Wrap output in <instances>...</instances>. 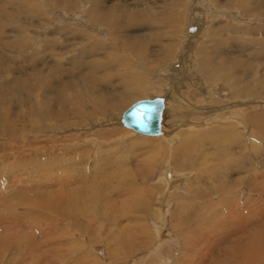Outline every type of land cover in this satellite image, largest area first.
Returning <instances> with one entry per match:
<instances>
[{
	"label": "rangeland",
	"instance_id": "374dc122",
	"mask_svg": "<svg viewBox=\"0 0 264 264\" xmlns=\"http://www.w3.org/2000/svg\"><path fill=\"white\" fill-rule=\"evenodd\" d=\"M69 1L73 5L71 11L64 5L55 9L49 0H0V33L4 30H7V32L10 30L14 33L25 29L27 33L35 34L32 35L35 37L54 34L60 42L57 37L59 32L64 29L65 24L70 25L71 23L64 22L62 24V20L57 15H61L63 12L64 18L74 20L80 14V19L83 17L86 22L92 24L93 29L105 30L104 36H102L92 33L93 29H87L90 32L88 35H94L90 42L96 41L104 46L102 50L88 59L97 58L105 62L101 67L106 68V70L113 68L114 77L123 75L128 82L133 74L123 73L136 71L140 73L137 75H141L142 81L147 80L148 75L146 78L144 77L140 64L149 69L153 64L157 65H155V68L161 70L167 67L162 73H172L168 70V66L173 63V60H176L178 53L184 48V42L182 41V45L180 43L177 45L172 36L176 27L171 29V26L166 27L165 25L166 28L163 29L164 37L160 36V42L153 43L148 38H144L149 32L155 33L157 29H162L160 21L147 24L149 18L153 17L150 12L151 6L156 9L161 8L163 5L161 0ZM199 1L204 3L205 0ZM254 1L262 9L251 12L248 7L243 5L241 0H217L214 2L209 0L214 5L222 6L223 3L229 5L232 12L224 21L219 20L214 24L208 22L207 19L205 22L209 24L206 23V27H203L201 31L203 39L199 43L194 42L192 45L193 53H196L194 49L197 48L208 49L205 43L209 37L208 29L215 31L218 38L222 30H227L225 22L229 24L233 21L238 27L240 26L239 29L228 32L227 36L229 38L222 46L221 51L224 59L229 58L237 61L232 70L236 81V93L240 89H252L247 93L248 96H251V100L245 102L247 104L246 111L248 113L254 111L251 116L244 119L240 113V116L234 114L231 115L234 118L227 117V120L223 116L224 114H221V116L219 114L217 120L216 118H210L207 109L213 108L214 105L206 108L207 102L203 100L201 94L193 90L195 85L198 84L196 80L199 79L197 76H201L200 72L193 76L187 74L183 83H176L175 92L177 95L184 96L189 100L190 105L192 103L201 106L200 112L202 113L191 115L192 118L187 119L182 110H189L188 103L176 106L174 109L175 111L178 110L175 115L182 120L181 124H183V119H186V121L193 120L192 122L195 125L200 123L203 127L198 125L199 127L196 126L197 128L193 131L187 125H180L181 127L172 130L171 134L168 135L172 136V138H169L170 141L166 139L168 137L163 138V140L137 133L122 126L119 121H114L115 123L112 125L104 121V115L96 120H89L90 122L84 121L85 123L82 125H79L78 121L84 119L83 115H76L73 118L75 126L68 125L70 117L62 121L57 115H54L53 104H51L54 100L50 101L46 107L37 110L40 112L34 114L36 119L39 117L45 121L39 122L40 130H36L38 133L31 140L26 138L25 135L24 138L26 139L21 138L22 135L20 134L16 138V141L19 138L20 142H12L11 135L3 134L0 143H4L6 148H13L7 150L4 153L5 155L3 154L4 156L1 157L8 159V161H5L7 164L0 160L1 165L3 162V164H6L1 168L3 169L1 179L5 182L4 184L2 182L0 188L4 191L7 189L4 185L12 183L10 187L13 188L16 185L15 187L19 188L21 192L19 195H15L18 193L11 194L12 196L7 194L5 198L9 202L6 201V205L3 204L4 202L2 203V206H4L0 216L4 215L3 221L6 224L11 221L12 218L10 217L15 215L14 210L23 209L22 211H26L24 209L28 210V207L20 208V206L25 205L27 201L28 203L29 201H36L35 205L37 207L30 213L33 215L32 217H38L34 220L37 219L38 223L40 221V226L37 227L38 224L35 221L34 224L37 225L34 227L29 226L34 230H31V228L29 230L28 227V230L25 229L26 227L18 230L17 227L12 228L11 223L9 225L12 227L6 224V231L2 234L4 237L2 240H6H3V243L0 242L2 244L0 245V264H223L227 262L228 258H231V262L228 260L229 264H236L232 261L235 256L238 261H243L240 264H245L247 261L248 264H264V99H261L262 93H264V0ZM119 3H121L119 10L122 12L118 13L120 18H116L111 27L95 24L94 15H92V21H88L91 20V17H88V20L85 17L92 7L113 9ZM187 3L189 5L191 2L186 0V6ZM145 4L146 6H144ZM214 5L209 4V9H212ZM188 9L192 8L188 6ZM188 9L181 7L177 13L179 19H181H178L179 26L177 29L183 33L189 22ZM199 9L194 7L195 11ZM145 11H148V13L146 14ZM154 13H160V9L154 11ZM127 14H131V22L137 27L134 25L127 26ZM21 22H24L23 25L20 24ZM73 24L70 25L71 28L85 31V29H81V27L79 29L78 26H75L76 24ZM145 31L149 32L143 33ZM74 32L77 33L76 37H78L81 31ZM180 32H178L177 37H180ZM69 36L74 37L71 32L68 35L64 34L62 38L60 36L61 43L66 44ZM177 37L175 38L179 39ZM7 38L11 42L17 43L11 40L8 34ZM169 38L172 41H168ZM76 39L69 37L70 41L76 42L75 45L80 41ZM86 41H89V39L87 38ZM35 43L33 45H38L37 42ZM163 44L167 45V51L161 49ZM172 44L177 50H173L174 46ZM35 45L34 48L37 47ZM215 46L216 43L213 47ZM15 50L17 48L6 46L1 48L0 54L12 55V61L17 63L16 65L20 63L19 68H24V64L28 65L27 68L33 66L34 63L29 61L31 56L28 60H24L25 57L18 54V52L15 54ZM66 52L67 54L60 62L69 63L71 61V58L67 57L72 56L73 53L68 50V47ZM212 55L215 57V53L212 52ZM212 55L208 56L211 60L210 66L214 64ZM44 59L47 63L58 61V57L54 53H47L46 57L38 56L37 60L41 64L42 62L46 63ZM109 62H112L110 67ZM192 62L198 65L197 61ZM136 65L138 66L137 70L134 69ZM7 66L16 68L11 64V61L6 63ZM39 66L41 67V65ZM101 67L97 70L98 73H101ZM9 68L11 67H8L6 71H9ZM155 70L157 71V69L151 70L152 73H155ZM49 71V68H47L46 72ZM225 73H221L218 78H221ZM42 75L46 89H58L63 83L65 84V73L63 78L58 76L53 80H49L44 72H42ZM151 76L152 74H150ZM152 78L155 79L156 74H153ZM164 80L153 81L150 84L152 86L153 84L162 83ZM222 81L223 78L221 83ZM120 83L124 84L123 82ZM254 84L258 85L259 98H253L256 94L254 89L257 88ZM102 86L104 85H99L95 90L93 100L96 99L98 93L102 92ZM179 86L182 87L179 88ZM22 90L25 91V89ZM152 90L158 91L155 86H152ZM116 91L120 92L122 88L120 87ZM182 91L184 94L181 93ZM222 92L224 96L219 95L218 101L227 103L225 102L227 90ZM210 95L214 97L213 93ZM151 96H157V94L149 93L142 98ZM163 98L165 100L164 96ZM39 99L41 102L42 99L40 97ZM186 99L183 100L188 102ZM58 100L63 101L64 98ZM213 100L212 98L211 101ZM42 103L47 102L42 100ZM12 108L15 112L19 110L16 103L12 105ZM126 108L127 106L122 107L117 111V114H120ZM165 110L166 108H164L161 117V125L164 122L162 127L167 126L165 121L170 117L167 114L164 116ZM167 110L170 111L169 108ZM254 115L261 119V124L253 126L252 123L248 122V119L252 121ZM170 121L172 122V119ZM20 122L19 127L23 125V129L26 130L28 128L26 120ZM229 123L238 126L232 136L226 137L223 133L227 130L226 127H229ZM60 125L62 126L60 127ZM57 126L65 128L62 130L64 132L50 133V131L54 132ZM101 129L113 131V133L120 132V134H116L109 139H94L95 137L92 136L93 131L97 132ZM164 132L169 133L167 130H164ZM71 139H74L75 142L72 143ZM77 140L81 142L78 143ZM27 142L36 145L26 147ZM81 157L84 159H81ZM100 157L102 158L98 162L96 159ZM29 163L33 165L31 166ZM221 169H224V172ZM219 171L221 172L219 173ZM171 174L173 177H170ZM27 175H32V178L28 179ZM63 175H67L66 179L68 180ZM161 177H163V180L160 181ZM176 178L178 180L176 181L181 182V185L175 184L176 188H169L168 180L176 182ZM226 178H228L227 181ZM92 185L94 186L92 187ZM165 189L169 191L167 192ZM163 194H168V199L166 197L165 201L161 199L165 196ZM13 196L14 198H12ZM47 196H50V199H45ZM40 197H42V200ZM184 200L185 203L182 202ZM37 201H40V203L38 202L39 205L42 204L45 207H38ZM198 206L201 210L195 213ZM124 208L126 209L124 210ZM56 211L58 214H56ZM21 214L25 215L23 212ZM59 214L61 216L64 214L66 217H61ZM18 215H15L16 219ZM5 216L8 218H5ZM25 218L21 217L20 220L23 219L22 223L19 220L20 223L16 222L17 224L14 225L23 224ZM5 220L7 221L5 222ZM57 225L61 226H59L61 231L54 232V229H59ZM36 227L39 229L36 230ZM50 227L53 232L49 231ZM249 239L250 241H248ZM247 241L248 245L252 246L250 257L247 255L248 253L244 255L243 251L244 247L245 250L248 249Z\"/></svg>",
	"mask_w": 264,
	"mask_h": 264
},
{
	"label": "bare ground",
	"instance_id": "6f19581e",
	"mask_svg": "<svg viewBox=\"0 0 264 264\" xmlns=\"http://www.w3.org/2000/svg\"><path fill=\"white\" fill-rule=\"evenodd\" d=\"M214 1H217V0H213V2ZM227 1H229V0H227ZM241 1L243 2V5L245 7H248L249 11H251V12H254L256 10L262 9L261 6L258 3H256V1H254V0H241ZM49 2L52 3V5H53V7L55 9H56V7L63 6V5H64V7H68L67 9L70 10V11L73 9V5L71 4V2L69 0H49ZM104 2H105V0H104ZM187 2H191V3L189 5L187 3V6H186V0H161V4H163V5H162V7L160 5L161 8H158V9H160V13H154V11H156L158 9H156L154 7L152 8V6H151L150 12L153 14V17L149 18V20L147 21V24L148 23L150 24V23H153V22H156V21H160V25H161L162 29H157L155 31V33H151L149 31H145L143 33H148L149 32V34L147 36H145L144 38L145 39L148 38L149 41L153 42V43L160 42V36L164 37L163 29H165L169 25V26H171V29L176 27V30L174 31L172 36L174 37L177 45H178V43H180L182 45V41H183L184 42L183 43L184 48L180 50V52L178 53L177 58L175 57L176 60H173V63H171V64L169 63L170 65L168 66V70L172 71L171 74H165V72L162 73L167 67L164 70L163 69L161 70V69H159L157 67L155 68L156 64H153L150 67V69H149L148 67H145V66L140 64L141 70H142V73H143L144 77L146 78V76L148 75L147 80H144V81H142L141 75H137V74H140V73H138L136 71L133 72V73H123V74H127V75L128 74H133V76L131 77V79L128 82H127L126 77L123 76V75H118V76L114 77L113 76L114 75L113 68H111L110 70L108 68L106 70V68L101 67V66H103L105 64V62L100 61L97 58L88 59V58L92 57V55L95 54L96 52L102 50L104 48V46L101 43H98L96 41H94L93 43L90 42V39L92 37H94V35L93 36L91 34L88 35V33H90V32L87 29L88 28L93 29L92 28V24H89L88 22H86L83 19V17H82V19H80V14H78L76 19H74V20L73 19L69 20L66 17L64 18L65 15L63 16V12L61 13L62 16L61 15H57L62 20V24L64 22L65 23H71V24L74 23V24H76L75 26H78L77 28L80 29V27H81V29H85V31L84 30H77V29L71 28L70 27L71 24L70 25L65 24L64 29L61 30L59 32V35L57 36L60 42H58V40L56 39V36L54 34L46 35L44 37H39V36L35 37V36H32V35H35V34L27 33V31L25 29L20 30L18 32H14V33L11 32L10 30H9V32H7V30H4L3 32H1L0 33V50H1V48L6 47V46L15 47V48H17V50H15L16 51L15 54H17V52H18V54L23 55V57H25V58H23L24 60H26V59L28 60L29 57L31 56L29 61L33 62L34 64H33V66L31 65L32 67L27 68L28 65L26 66V64L23 63L26 68L25 67L24 68H19V64L20 63L18 65H16L17 63L12 61V58H11V57H13L12 55L6 54V53L0 54V138H2L3 134L6 133V134H9V135L12 136V140H11L12 142H17V143L20 142L19 138L16 141L17 136H19L20 134L22 135L21 138L22 137L24 138V135H25L26 138H30V140H31V138L35 137V134L38 133V131H36V130L37 129L40 130L39 122L45 121L43 118L40 119L39 117H37V119H36L34 117V114L40 112V111H37V110H39L42 107H46L47 104L50 101H52V100H54V101L51 102V104H53V113H54V115H57L60 118V120H62V121L66 120L68 117H70L68 119V125L75 126L73 118L76 115H83V118H84V119H82L83 121L82 120L78 121L79 125L84 124L85 123L84 121H89V120H92V119L96 120L98 117H101V115H104L103 118H104L105 122L110 123V124L113 125L115 123L114 121L118 122L119 119H120V116H121L122 112L120 111L121 113L117 114L118 113L117 111H119V109H121L124 106L128 107V105L132 104L133 102H135L138 99H142L143 96H145V95H147L149 93H156L157 96H162V97L164 96L165 97V100L163 98V100H164L163 110H164V108H166L164 116L167 114L170 117H168V119L165 121L167 126L162 127V125H164V122H163L162 125L160 123L161 133L159 135H155V136L154 135H148V136H150L151 138H159V139L160 138L163 139V138L168 137L166 139L168 141H170L169 138H172V136L170 137L168 135H170L171 131L176 129V128H178L180 125H183V124L187 125L189 127V129L193 130V131H195V129L197 128L196 126L201 125L200 123H197V125H195L194 122H192L193 120L192 121H186V119H183L184 120L183 124H181L182 120L178 119L176 117V115H175L178 112V110L176 109V111H175V109H174L176 106H182V105H185V104L188 103L187 105H188L190 111L189 110L188 111L187 110H182V112L184 111L183 114L185 116H187V117H185L187 119H190V117L192 118L191 115H197V113H199V114L202 113V112H200V110L202 109L201 106L193 105L192 103L190 105L189 100H187L184 96L177 95L176 92H175L176 83H179V82L183 83L184 80L186 79L185 77H186L187 74H189L190 76L191 75L193 76L196 73H200V72H201V76H197V78H199L200 80L195 77L197 79L196 82H198V84L195 85L193 90H194V92H197L198 94H201L203 100H205L207 102L206 108H209L210 105H214L213 108L207 109V111L210 114L209 115L210 118H213V119L216 118V120H217L218 117H219V114H220V116H221V114H224L223 116L226 117L227 120H228L229 117L234 118V117L231 116V115H234V114L235 115L238 114V116H240L242 114L244 119L247 116H251L254 111L251 112V113H248L246 111L247 110V104L245 102L250 99L251 96H248L247 93H248V91H252V89H240L236 93V91H235L236 90V81L234 80V73L232 72V70L234 69L233 67H235V64L237 63V61L229 59V58L228 59H224L223 56H222V51H221L222 46L226 43V40H228V38H229L227 36L228 32L237 30V29L240 28V26L238 27V25L235 24L233 21L229 22V24L227 22H225V26H226L225 28L227 30H222L220 32L218 38L216 37V32L215 31H212V30L208 29L209 37H208V39L205 42L206 46L208 47V49L197 48V49H194V50H196V53H193V46L192 45H193L194 42L195 43H199L203 39L201 37V31H202L203 27H206V23L210 22V23L214 24L216 21H219V20L224 21V19L227 18L230 15V13L232 12L230 10V8H229V5H226L225 3H223L222 6L221 5H214L213 2L210 3L209 0H205L204 3L200 2L199 0H187ZM102 4H105V3H102ZM209 4L214 5L212 9H209ZM144 6H146V4ZM188 6H189V8H192V9L189 10ZM119 7L121 8V3H119V5H115V7L113 9H106V8L97 9V7H92L88 11V13H87V15L85 17H86V19L88 17H91V20H88V19L87 20L88 21H92V15H94L93 18H94V23L95 24H99L101 26H110L111 27V26H113V21L116 18L117 19L120 18L118 13H121L122 11L119 10ZM181 7H183V9L185 8L186 10L187 9L189 10V12L187 14L189 22H188V25H186V27H185V32L184 33L180 32V30L177 29V27L179 26V22H178L179 14H177V13H178V9L181 8ZM194 7H198L200 9L198 11H195ZM173 10H175V11H173ZM171 11H173V12H171ZM183 11H185V10H183ZM145 13L147 14L148 11H145ZM130 15L131 14H127V26L134 25L135 27H137L135 24H132ZM207 19H208V22H205V21H207ZM179 20H181V19H179ZM55 21H57V20H55ZM23 23L24 22H21L20 24L23 25ZM165 25H166V27H165ZM189 26H193L194 27V30L192 32L187 31V27H189ZM95 29H93L94 31H92V33L94 32V34H98V35L104 36V31H105L104 29L103 30L96 29V31H95ZM148 29H151V28H148ZM74 31H78V32L81 31L79 33L78 37H76L77 33H75ZM69 32H71V34L74 35V37L69 36L70 38H73L74 40H75V38H77L76 40H78V39L80 40L77 43V45H75L76 44L75 41H70L69 37L67 38L68 42L66 44L65 43H61L60 36L62 38V37H64V34L68 35ZM178 32H180L179 35H180L181 38L178 36L179 39H176L175 37H177ZM7 34H8V36H9V38L11 40H13V41H15L17 43L11 42L7 38ZM84 34H87V35H84ZM87 38L89 39V41H86ZM102 39L104 40V38H102ZM168 41H172V39L169 38ZM35 42H37L38 45H35L36 44ZM33 43H35L34 45L37 46L39 49L37 47L34 48ZM215 43H216V46L213 47V45ZM57 44H58V47H57ZM67 47H68V50L71 51V53H73L72 56L67 57V58H71V61H69V63L68 62L64 63V61L60 62V60L61 59L63 60L64 56L67 54V52H66L67 51ZM161 49L163 51H167V45L163 44L161 46ZM173 50L174 51L177 50V49H175V46H174ZM211 51L213 53H215V57L212 55ZM47 53H54L58 57V61H56L55 63L49 61L47 63L46 60L44 59L45 61L44 60L43 61L46 62L47 64L43 63V62H42L43 64L42 63L40 64V61L37 60L38 56H41V57L45 56L46 57ZM50 55L54 56L53 54H50ZM209 55H212V57L214 58V64L212 66H210V61L211 60L208 58ZM140 57H141V54H140ZM8 61H11V64L16 66V68L12 67V66H7L6 67V63ZM18 61H20V60H18ZM192 61H197L198 65H196ZM111 63L109 62V67L111 66L110 65ZM39 65H41V67ZM44 66H46V67L43 68ZM244 66H245V64L242 66V70H243ZM8 67H11V68L8 69L9 71H6V69ZM20 67H22V66H20ZM100 67H101L102 71H101V73H98L97 70ZM47 68H49V70H50L49 72H46ZM137 68H138L137 65L134 66L135 70H137ZM229 68H230V70L228 71ZM153 69H157V71L155 70L156 72L152 73L151 70H153ZM204 69H206L207 72L204 71ZM225 71H226V73H225ZM42 72H44V74L48 76L49 80H53L55 77H58V76H61L63 78L64 77V73H65V84L63 83L60 86V88H58V89H46L44 87V84H43ZM221 73H225V74L221 78H218V76ZM150 74H152V76H153V74H156V78L153 79L152 76L150 77ZM222 78H223V81L221 83ZM160 80H164V81L162 83H159V84H153L152 86L157 87L158 91H160L161 89H162V91L158 92V91L152 90V86H151L150 82L160 81ZM120 82H123L124 84L122 85V83H120ZM263 83H264V81H263ZM148 84H149V86H148ZM99 85H104L101 88L102 92L98 93L96 95V99L93 100L92 97L95 95V90L97 89V87H99ZM254 86L257 87V88L254 89V92H256V94L253 96V98L254 97L259 98V93L260 92H259L258 85L254 84ZM120 87L122 88V91H120V92L116 91ZM180 87H182V86H179V88ZM22 89H25V91H23ZM263 89H264V87H263ZM223 90L224 91L227 90V92H226L227 93V98L225 99V102H227V103H224V102L220 103L221 101L220 102L218 101V96L219 95L224 96L223 92L221 93V91H223ZM181 93L184 94L183 91ZM212 93L214 94V97L212 95H210ZM235 95H237V97H235ZM39 97L44 102H47V103H42V100L40 102ZM59 98H64V100L60 101V100H58ZM147 98H149V97H147ZM212 98L214 99L213 101H211ZM183 99H186L188 102H185ZM261 99H264V93H262V98ZM217 102H219V103H217ZM14 103H16L17 107L19 108V110L17 112H15V110L12 108V105ZM256 103L257 102H255V104ZM257 104L259 105V103H257ZM167 108H169L170 111H168ZM222 109H224V110L220 111ZM230 109H231V111H229ZM163 110H162V112H163ZM204 112H206V111L204 110ZM255 113H257V112H255ZM257 114H259V113H257ZM161 117H162V115H161ZM170 119H172V122L170 121ZM244 119H243V122H244ZM22 120H26V123L28 124V128H26V130L23 129L24 126L22 124H24V123H22L21 124L22 126L19 127V123H21L20 121H22ZM248 122L252 123L253 126H254L256 124H261V119L257 115H254L253 118H252V121L250 119H248ZM230 124L231 123H229V127H226V129H227V130H225L226 133L225 132L223 133V135H226V137L227 136H232V133L234 132V130L238 126L236 124H231V125ZM205 125H204V128L206 127ZM61 126L62 125H60V127ZM256 128H258V127H256ZM63 129H65V128H63V127L59 128V126H57V128L54 130V132L50 131V133H56V132H61L62 133V132H64V131H62ZM164 130L169 131V133L168 134L165 133ZM137 133H139V132H137ZM116 134H120V132L113 133V131H106L105 129H101L100 131H97V132L93 131V135L92 136L95 137L94 139H97V138L98 139H109L110 137H113ZM26 138H24V139H26ZM75 138L77 139V137H75ZM74 139H71L72 143L75 142V141H73ZM214 139L212 140V143H213ZM46 140H47V138H46ZM31 142L30 143L27 142L26 143V147H34V145H36L34 143H31ZM67 142H69V141H67ZM79 142H81V141L79 140L78 143ZM5 146L6 145L4 143L3 144L0 143V160H2L4 162L8 161V159L7 158L3 159L1 157H3L5 155L4 153H6L7 150H11V148H13V147L6 148ZM5 148H6V150H5ZM155 148H157V150H158V147L156 145H155ZM73 150H75V149H73ZM86 150H87V148H86ZM147 150H148V148H147ZM88 152H90V151H88ZM101 158L102 157H100V158H98L96 160L99 162V160ZM81 159H84V158L81 157ZM33 162H38V161H33ZM120 162H121V160H120ZM3 163H2V165L0 164V187L2 186V182H3V180L1 179V175H3V169H1V168H3V165L7 164L6 162H5L6 164H3ZM93 163H94V160H93ZM94 164H91V165H94ZM97 164H99V163H97ZM29 165L32 166L33 164L29 163ZM114 165H116V164L114 163ZM96 166H98V165H96ZM15 168H16V165H15ZM223 168H224V166H223ZM95 170H97V169H95ZM220 172L221 171H219V173ZM23 174L26 175L25 173H23ZM23 174H22V176H23ZM28 174H30V173H28ZM70 175H71V172H70ZM228 175H230V174H228ZM31 176H28L27 178L30 179V178H32ZM63 176H65V175H63ZM163 176H164V174H163ZM24 177H26V176H24ZM82 177H83V175H82ZM82 177H81V179H82ZM170 177H173L172 174L170 175ZM66 178H67V175L65 176V179ZM172 179L174 180V178H172ZM227 179L228 178H226V181H227ZM66 180H68V179H66ZM88 180L89 179L87 178V181ZM161 180H163V177L160 178V181ZM176 180H177V178L175 179V181ZM177 181L176 182H172V181L168 180V187L169 188L173 187V189H174V187L176 188V185L180 186L181 182H177ZM180 181H183V180H180ZM4 182H3V184H4ZM18 182H20V181H18ZM43 182H45V181H43ZM16 184H18V183H16ZM10 185H8V183H7V185H4L7 188L4 191L0 188V215L2 213L1 211L3 210L2 208L4 206V205L2 206V203L4 202L3 204L6 205V201L7 200H6L5 197L7 196V194L11 195V194L18 193V194H15V195H19V193L21 192V190H19V188L15 187L16 185L13 188H11L12 186L10 187ZM93 186L94 185H92V187ZM232 186H234V185H232ZM137 189H138V187H137ZM55 194H56V192H55ZM169 194H171V193H169ZM163 195H165V194H163ZM167 195L161 197V199L163 201H165ZM31 197H32V195H31ZM9 198L10 197L8 196V199ZM12 198H14V196ZM41 198L42 197H40V199ZM222 198H225V197H222ZM45 199H50V196H47V198H45ZM45 199L43 200L44 202H45ZM161 199H159V200L162 201ZM167 199H168V197H167ZM37 200H39V199H37ZM177 200H178V198H177ZM225 201H227V200H225ZM8 202L9 201H7V203ZM38 202L40 203V201H37V204H38ZM177 202H179V201H177ZM182 202L185 203V200L182 201ZM21 203H22V201H21ZM41 203H43V202L41 201ZM35 204H36V201H33V202L29 201V203L27 201V203L25 205H21L20 206V208L21 207H25V206L28 207L29 211L27 209H24L26 211H22L23 209H21V210L17 209L16 211L15 210L13 211V209H12L13 213L16 212V213H14L16 216L18 214L19 215H18L17 219H16L15 215H12V217L9 216L12 219H11V221H9L6 224L9 225L11 223V225H13V227L11 225H9V226H11L12 228H14V227L16 228L17 227L18 230H21L20 228H23V227H26L25 229H27V230H28V228H29V230H30V228H31V230H34V228L29 227V226H33L34 227L37 224H38L37 227H39L40 226L39 225L40 221L38 223L37 219L34 220V218H38V217H35V216L32 217L33 215L30 213V211L32 212L34 210V208L37 207V205H35ZM244 205H246V204H244ZM30 206H32V207H30ZM38 207H45V206L40 204ZM122 209H120V211H122ZM125 209L126 208H124V210ZM203 209H204V207H203ZM200 210H201V208H199V206H198L197 211L195 213L200 212ZM57 211H58V209H57ZM114 211H115V209H114ZM114 211H113V213H114ZM22 212L25 213V215H23V214L20 215V213H22ZM59 213H61V212H59ZM56 214H58V212ZM233 214H235V213H233ZM59 215L61 216V214H59ZM3 216H0V232L3 231V232L0 233V242H2V243L6 240V239H3L4 241L2 240V238H4L2 234L6 231V228H7V225L3 221ZM60 216H58V217H60ZM21 217H23V218L26 217L24 219L23 224L14 225V224H17L16 222H19ZM40 217L42 218V216H40ZM61 217H66V216H64V214H63ZM5 218H8V217L5 216ZM41 218H39V219H41ZM229 219H230V217H229ZM22 220H20L21 223H22ZM6 221L7 220H5V222ZM35 221H36L37 224H34ZM55 223H56V221H55ZM55 225H52V226L54 227ZM59 226L57 225V227H59ZM37 227L35 228L36 230L39 229ZM44 227H43V229H45ZM60 227H59V229L57 228V229H54L53 231L55 232L57 230H60ZM128 227H129V225H128ZM61 229H63V228H61ZM50 230H51V227H50L49 231ZM128 230H130V229H128ZM159 232H160V230H159ZM125 233H126V231H125ZM16 234H18V233L16 232ZM12 237L14 238V236H12ZM120 237H122V235H120ZM182 237L184 238V236H182ZM248 241H250V239ZM248 241L246 243L247 246H248L247 247L248 249L245 250V247H244L243 251H244V255L248 253L247 255H249V257H250L251 249H252L251 247L252 246L250 244L248 245ZM0 245H2V244H0ZM198 247H200V246H198ZM229 254H230V252H229ZM242 259L244 260V257ZM245 259H248V258H245ZM228 260H230V262H231V258H228ZM228 260H226L227 261V262H225L226 264L228 263ZM232 261L235 262L236 264H240V262H241V260H239V261L237 260L236 256L234 257V259ZM225 263H223V264H225ZM230 264H232V263H230ZM245 264H248V261Z\"/></svg>",
	"mask_w": 264,
	"mask_h": 264
},
{
	"label": "water",
	"instance_id": "95a60500",
	"mask_svg": "<svg viewBox=\"0 0 264 264\" xmlns=\"http://www.w3.org/2000/svg\"><path fill=\"white\" fill-rule=\"evenodd\" d=\"M193 30V26L187 27V31ZM163 105L162 96L138 99L122 111L119 122L141 134L159 135Z\"/></svg>",
	"mask_w": 264,
	"mask_h": 264
}]
</instances>
